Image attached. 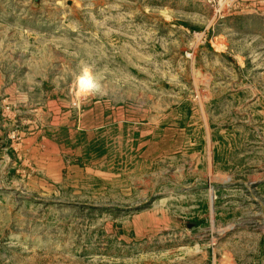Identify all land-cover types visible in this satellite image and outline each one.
Segmentation results:
<instances>
[{
	"label": "rangeland",
	"instance_id": "obj_1",
	"mask_svg": "<svg viewBox=\"0 0 264 264\" xmlns=\"http://www.w3.org/2000/svg\"><path fill=\"white\" fill-rule=\"evenodd\" d=\"M227 2L0 0V264H264V12Z\"/></svg>",
	"mask_w": 264,
	"mask_h": 264
},
{
	"label": "clouds",
	"instance_id": "obj_2",
	"mask_svg": "<svg viewBox=\"0 0 264 264\" xmlns=\"http://www.w3.org/2000/svg\"><path fill=\"white\" fill-rule=\"evenodd\" d=\"M79 87L83 91H90L97 87L87 69H85L83 75L79 78Z\"/></svg>",
	"mask_w": 264,
	"mask_h": 264
},
{
	"label": "crops",
	"instance_id": "obj_3",
	"mask_svg": "<svg viewBox=\"0 0 264 264\" xmlns=\"http://www.w3.org/2000/svg\"><path fill=\"white\" fill-rule=\"evenodd\" d=\"M247 2L249 7L253 9H259L264 12V0H244Z\"/></svg>",
	"mask_w": 264,
	"mask_h": 264
},
{
	"label": "built area",
	"instance_id": "obj_4",
	"mask_svg": "<svg viewBox=\"0 0 264 264\" xmlns=\"http://www.w3.org/2000/svg\"><path fill=\"white\" fill-rule=\"evenodd\" d=\"M225 1H228L227 4L224 5L225 6V11L226 10H228V11L233 10L236 0H225Z\"/></svg>",
	"mask_w": 264,
	"mask_h": 264
}]
</instances>
